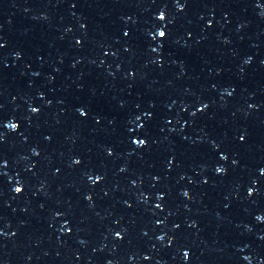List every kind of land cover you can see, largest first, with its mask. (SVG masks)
Masks as SVG:
<instances>
[{
  "label": "water",
  "instance_id": "1",
  "mask_svg": "<svg viewBox=\"0 0 264 264\" xmlns=\"http://www.w3.org/2000/svg\"><path fill=\"white\" fill-rule=\"evenodd\" d=\"M261 76L264 0H0V136L96 104Z\"/></svg>",
  "mask_w": 264,
  "mask_h": 264
},
{
  "label": "snow or ice",
  "instance_id": "2",
  "mask_svg": "<svg viewBox=\"0 0 264 264\" xmlns=\"http://www.w3.org/2000/svg\"><path fill=\"white\" fill-rule=\"evenodd\" d=\"M161 18H163V16H161ZM159 35H160L161 37H164V36H165V32L161 31V32L159 33ZM140 143H143V141H140ZM17 191H21V189L18 188Z\"/></svg>",
  "mask_w": 264,
  "mask_h": 264
},
{
  "label": "clouds",
  "instance_id": "3",
  "mask_svg": "<svg viewBox=\"0 0 264 264\" xmlns=\"http://www.w3.org/2000/svg\"><path fill=\"white\" fill-rule=\"evenodd\" d=\"M161 16H163V14H161ZM164 17V16H163ZM11 128H13V129H15L16 128V125L15 124H12V127ZM17 189L18 188H16V192H20V191H17Z\"/></svg>",
  "mask_w": 264,
  "mask_h": 264
}]
</instances>
